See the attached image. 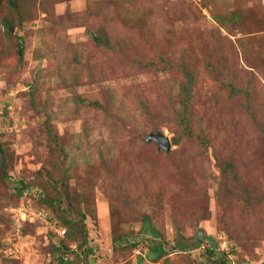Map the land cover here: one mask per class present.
Here are the masks:
<instances>
[{"label":"rangeland","instance_id":"rangeland-1","mask_svg":"<svg viewBox=\"0 0 264 264\" xmlns=\"http://www.w3.org/2000/svg\"><path fill=\"white\" fill-rule=\"evenodd\" d=\"M9 1L0 0V264H59L64 242L80 264H264V0H17V10ZM231 12L243 19L226 32L213 13ZM181 64L194 77L192 138L179 124ZM160 133L170 152L148 143ZM13 207L67 230L64 211L84 213L88 245L30 216L19 236ZM14 246L20 257L9 259ZM160 246L167 255L153 263Z\"/></svg>","mask_w":264,"mask_h":264},{"label":"trees","instance_id":"trees-1","mask_svg":"<svg viewBox=\"0 0 264 264\" xmlns=\"http://www.w3.org/2000/svg\"><path fill=\"white\" fill-rule=\"evenodd\" d=\"M9 6L13 9V10H17L18 9V2L17 0H10L8 2ZM1 6V4H0ZM242 14H240L239 12L234 13H228V14H216L213 13V20L215 23H217L220 27L221 30H224L226 32H229L230 29H233L234 27H237L241 24L242 22ZM4 25L7 27V29L9 31H12V29L14 28V24L13 22L10 20H5ZM104 45L105 47L110 48V44L109 42H103L100 41L99 45ZM19 55L21 57H24V50L21 46L20 51H19ZM221 59V58H220ZM222 62V61H221ZM223 63V62H222ZM156 64H151L150 66L146 65L145 67H151V68H155ZM181 70V72L188 77L189 81L188 83L183 87V98L181 100V108L183 110V114L179 120V124L181 125L184 134H186L188 137L192 138L194 137V133L193 130L191 128V123L192 120H190L189 116H186L187 114V110L189 109L190 103L192 101V89H193V81H194V77L193 75L188 72L185 68V64H181V67L179 68ZM212 69H214V71H216V69L212 66ZM230 90H231V94L232 95H238L239 93L242 92V90L238 89L236 87V85L233 84H229ZM174 143L177 144L178 140H174ZM200 143H205L203 140L200 139ZM6 163H7V153L6 150L3 146V144L0 142V173L3 174V178L4 179H8V176L6 174ZM229 169L230 171H233V166L229 165ZM18 189L22 188L25 186L23 185L22 182L18 183ZM19 194L23 193V189L19 190ZM57 200L55 199H51L46 197L45 198V204L48 207L54 208L56 209V207H60L62 204V200H59V204H57V206L55 205V202ZM72 210V208H69ZM64 211L65 214L67 213L68 215L66 217L63 218V221L65 223V225L68 227L67 230V242L70 243H78L79 239L81 240L80 236L82 234V239L83 242L81 243V249H83L86 245H88V232L87 230H85L83 224L85 223V221L87 220V216L82 213V212H78L76 213V220L71 219V215L70 212ZM69 216V219H68ZM51 221H58L53 215L50 214L49 216ZM59 222V221H58ZM62 225V224H61ZM27 226L25 225L22 231V234H24V232L27 230ZM151 231L154 232L153 229H151ZM66 239V237L64 238ZM214 243V242H213ZM213 246V245H212ZM122 250L126 249V247H121ZM212 251V256L214 257L215 255V249L211 248ZM59 253H60V258H59V264H80L81 262L79 261V263L77 261H72V259H70L69 255L72 254V250H70V245H66V242H64L63 246L59 249ZM76 256L78 257L79 254L77 255V253H75ZM88 254H92V250L88 252ZM166 252L164 250V248L162 246H160V254L157 256H149V259L151 260V262L153 263H158L161 259H163L164 256H166ZM71 256V255H70ZM19 257H10L9 259H17ZM217 264H231L230 262H226V261H220Z\"/></svg>","mask_w":264,"mask_h":264},{"label":"built area","instance_id":"built-area-1","mask_svg":"<svg viewBox=\"0 0 264 264\" xmlns=\"http://www.w3.org/2000/svg\"><path fill=\"white\" fill-rule=\"evenodd\" d=\"M12 212L15 213L14 219L17 222L16 232L19 236L22 235V231L24 228V226L21 224L23 219H24L23 217H27V216H30V218H32V219L34 217L35 220L43 222L44 224H46L48 226V229L50 231L58 234L61 237H64L66 235V230L59 227L57 221H51L50 218H48L46 216L44 211H41L39 213H35V212H30L27 208L23 207L22 209L21 208L20 209L12 208ZM21 215H22V219H19V216H21ZM6 253L9 255V257H20V254H21L20 248H18L16 246L6 250Z\"/></svg>","mask_w":264,"mask_h":264},{"label":"water","instance_id":"water-1","mask_svg":"<svg viewBox=\"0 0 264 264\" xmlns=\"http://www.w3.org/2000/svg\"><path fill=\"white\" fill-rule=\"evenodd\" d=\"M152 142L159 144L160 148L167 151V152H170L172 150L171 140L165 134L160 133L157 135L153 134V135L149 136L148 143H152Z\"/></svg>","mask_w":264,"mask_h":264},{"label":"clouds","instance_id":"clouds-1","mask_svg":"<svg viewBox=\"0 0 264 264\" xmlns=\"http://www.w3.org/2000/svg\"><path fill=\"white\" fill-rule=\"evenodd\" d=\"M13 208H15V207H13ZM17 208V207H16ZM54 221H56V220H54ZM58 222V221H57ZM58 225H59V227H61L62 229H64V230H66V235H67V229H65L62 225H61V223L60 222H58ZM16 229V228H15ZM50 231V230H49ZM52 232V231H51ZM52 233H54V232H52ZM54 234H56V233H54ZM56 235H58V234H56ZM66 235L64 236V237H61V236H59L60 238H65L66 237ZM21 236V235H20Z\"/></svg>","mask_w":264,"mask_h":264}]
</instances>
